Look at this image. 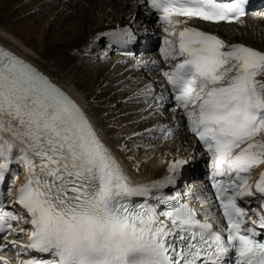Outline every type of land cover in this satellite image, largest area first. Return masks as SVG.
I'll list each match as a JSON object with an SVG mask.
<instances>
[{"label":"snow or ice","instance_id":"obj_1","mask_svg":"<svg viewBox=\"0 0 264 264\" xmlns=\"http://www.w3.org/2000/svg\"><path fill=\"white\" fill-rule=\"evenodd\" d=\"M148 3L171 37L162 51L175 63L163 75L176 107L211 153L213 178H224L214 186L227 243L209 222L219 221L215 214L205 211L202 222L189 205L155 194L175 183L186 160L172 162L173 175L163 181L129 184L82 108L31 64L0 48V185L14 160L27 173L19 188L7 189L24 214L0 206V246L10 244L28 257L20 264H224L233 250L235 264H264V241L258 239L264 233L237 202L259 193L264 209V173L255 192L242 175L264 165V51L192 26L241 22L247 0ZM105 38L116 44L136 39L132 28L118 26L96 34L93 43ZM161 204L168 210L158 211ZM13 234H26L27 241L9 240Z\"/></svg>","mask_w":264,"mask_h":264},{"label":"bare ground","instance_id":"obj_2","mask_svg":"<svg viewBox=\"0 0 264 264\" xmlns=\"http://www.w3.org/2000/svg\"><path fill=\"white\" fill-rule=\"evenodd\" d=\"M27 4V7L33 10V15L23 27L20 28V25H17L22 31L20 35L23 38L16 34L15 28L17 27L5 20L3 17L5 11L0 14V44L16 51L35 64L79 101L131 185H151L154 181H163L165 177L173 175L168 168L178 159L168 156V153L179 152L182 157V153H185L184 146L190 141L188 150L194 151L189 155L192 160L185 156L184 160L187 162L174 174L175 183L160 190H166V194L170 197H182L181 192L185 189H182L180 193L175 190H179V185L187 180L188 185L194 183L192 190L195 191L194 194L191 191L183 194L187 198V203L196 207L203 217L205 211L216 214L207 185L200 180L194 182V178L191 181L192 177L201 171V162L210 160L212 163L211 153H201L197 149L192 140L193 132L190 130L187 116L184 112L169 113L161 94L165 79L163 73L171 67L174 61L158 62L155 58L146 59L154 55V50L152 46L150 47L151 43H148L147 38L150 37L152 40L159 29L155 27L151 17L143 14L142 0H28ZM54 11L57 13L54 14ZM35 19H44L46 27L36 26L33 22ZM242 23V27L239 22L226 26L198 23L197 25L205 31L218 35L226 43L244 44L264 51V10L259 11L255 16L245 17ZM118 26L132 28L144 43H148L150 50L141 52L142 58L136 62V59L116 56L113 53L111 42L93 43L96 34L112 31ZM142 28L150 30L146 31ZM36 34L39 35V40L36 43L31 42L32 35ZM45 36L48 38L46 39ZM166 38L171 39L167 35L163 37V40L165 41ZM100 86H104V90L110 89L96 96V89ZM145 89H147V95H145ZM114 90L119 94L118 96L123 98L118 108L120 111L127 112V115L122 120L120 119L121 122L132 121L133 129L138 130L143 138L149 139L152 146L166 151L165 156L161 154V157L150 163L145 160L146 164H141V169L137 168V163L133 165L132 157H130L132 155L130 153L128 155L125 151L126 144L116 132L117 130L104 121L106 119L104 117L105 108L94 104L95 101L99 102L108 97L107 95ZM115 96L107 98L109 103H113ZM150 100H153L152 105L149 104ZM177 133L179 134L176 136ZM165 134H168L172 140H166ZM171 134L175 135V138L170 136ZM193 161L195 162L193 166L188 165ZM186 165H188V170L185 169ZM10 168L20 170L18 173L22 180L18 183L15 180L11 181L12 185L16 182L15 187L19 188L26 181V169L21 162L15 160ZM263 169L264 165H257L249 174L242 173L246 175L248 184L254 192L255 184L259 181ZM189 171L194 174H190ZM8 179L9 177L6 176V182L10 183ZM3 186L0 185V187ZM147 199L148 203H156L151 198ZM14 200L15 196H11L8 201L13 204ZM257 200V195L246 198L247 207H250L254 214L257 213L255 207ZM16 208L21 215L24 214L21 206L16 205ZM20 224L24 225L23 222ZM25 227H27L26 224ZM9 238L26 242L28 237L26 234L19 236L13 234ZM5 249H7L6 253L11 255L19 251L10 245ZM1 257L5 258V255Z\"/></svg>","mask_w":264,"mask_h":264},{"label":"rangeland","instance_id":"obj_3","mask_svg":"<svg viewBox=\"0 0 264 264\" xmlns=\"http://www.w3.org/2000/svg\"><path fill=\"white\" fill-rule=\"evenodd\" d=\"M27 3H28V0H0V14H2L5 11L3 13V15H4L3 17L5 18V20L8 21V23L10 25L12 24V26H15V27H17V25H20V28H21L27 24L28 19H30V17L33 15V13H32L33 10H31L29 7H27V5H28ZM53 8L54 7H52V9ZM19 13H21V14H19ZM56 13L57 12L54 11V14H56ZM33 22L36 23V26H39V27H46V25H47L44 22V19H42V20H36L35 19V20H33ZM15 32L21 38H23V36L20 35L22 33V31H20L18 27L15 28ZM45 38L47 39L48 37L45 36ZM30 40H31V42L36 43V41L39 40V35L38 34L32 35ZM109 89H107V90H109ZM107 90H104V86H100L98 89H96L97 95L96 94L95 95L99 96L103 91H107ZM118 95L119 94H117L116 90L111 91L107 95L108 97H105V99H103L102 101L99 100V102L95 101L94 104L101 106L102 108L103 107L105 108L106 113L104 114V117H106V119L104 121L106 123H108V125L111 126L113 129L117 130L116 132L118 133V135L120 137L123 138V142L126 144L127 149L125 151L128 153V155H130V154L132 155L130 157H132L131 160H132L133 165H135V163H137V168L141 169V164H146L145 160L147 163H150V162L154 161L156 158L161 157V154L165 156L164 152L166 153V151H163V150L161 151V148L158 149V148L152 146L151 143L149 142V140L143 138L140 135V133H138V130L133 129L132 121L121 122L122 118H124V116L127 115V112L120 111V109L118 108L119 105H121V103L123 101V98H121ZM112 96H115V99L112 101L113 103H109L107 98L112 97ZM116 108H118V109H116ZM170 136L174 137L173 134H171ZM189 144L190 143L188 142V144H186L184 146V151H186L188 149L187 147H189ZM172 153H174L176 157L174 156V154H169V153H168V156H170V157L173 156L174 158H179V159H184V157L186 156L185 154H182V157H180L181 153L179 154V152L178 153L172 152ZM183 155H184V157H183ZM177 186H178V184H177ZM182 186L183 185H181V187Z\"/></svg>","mask_w":264,"mask_h":264}]
</instances>
